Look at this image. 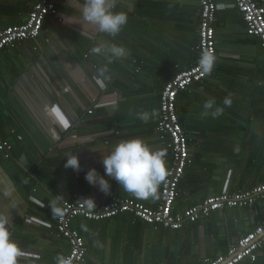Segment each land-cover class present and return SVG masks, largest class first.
<instances>
[{"label": "crops", "instance_id": "1", "mask_svg": "<svg viewBox=\"0 0 264 264\" xmlns=\"http://www.w3.org/2000/svg\"><path fill=\"white\" fill-rule=\"evenodd\" d=\"M35 1L0 0V28L20 24ZM83 2L58 0L61 21L47 16L36 39L0 54V133L13 144L11 157L0 158V209L10 203L3 190L11 189L17 204L10 211L12 239L24 252L18 264H57L56 257L67 252L49 207L57 195L67 199L82 192L96 203L115 195L156 206L161 185L158 198L138 199L106 175L102 160L120 141L141 137L166 151L171 165L168 137L156 130L161 92L176 72L199 60L198 0H117L114 11L127 13L128 23L114 38L81 20ZM217 2L215 67L176 97L192 161L179 182L175 209L264 180V49L246 34L234 0ZM99 41L123 45L129 55L107 64L105 56L90 51ZM106 64L110 79L101 86L98 69ZM209 98L216 103L205 114ZM216 108L224 111L214 118ZM153 109L158 114L147 123L137 118ZM68 155H78V172L65 167ZM92 168L109 181L110 194L85 179ZM263 220L259 199L176 230L125 213L102 220L76 217L71 226L87 245L82 264H202ZM239 264H264V246L256 260Z\"/></svg>", "mask_w": 264, "mask_h": 264}, {"label": "built area", "instance_id": "2", "mask_svg": "<svg viewBox=\"0 0 264 264\" xmlns=\"http://www.w3.org/2000/svg\"><path fill=\"white\" fill-rule=\"evenodd\" d=\"M200 17L197 27L198 43L196 48L199 58L204 51L214 53L217 62V47L214 23L219 8L217 0H198ZM244 23L246 34L259 39L264 49V0H234ZM52 15L59 21L58 0H36L27 16L20 24L0 28V54L9 47L24 40L36 39L43 28L44 20ZM215 62V64H216ZM139 66L136 67V70ZM204 74L199 60L188 68L180 69L166 82L161 92L160 113L156 130L163 138L168 137L167 147L171 150L172 162L168 167L169 174L161 184L159 200L156 206H148L132 197L110 196L97 202L96 207L86 209L81 199H86L82 192L74 193L70 198L63 199L65 208L63 218H56L55 234L66 241L68 250L65 257L72 256L73 264H82L86 260L87 245L80 232L71 226L73 218L102 220L119 214H131L145 223L161 225L171 230L182 228L186 223L206 218L214 211L224 208H242L253 206L259 199H264V180L246 190L229 191L223 189L218 194L204 198L201 202L175 209V201L179 195V182L185 167L191 163L188 136L180 123L176 105L178 92L185 90L190 84L208 78ZM21 138V136H19ZM13 144L0 133V158H10ZM264 246V220L237 239L229 242L227 249L212 258L205 259L202 264H239L243 260L254 261L259 250Z\"/></svg>", "mask_w": 264, "mask_h": 264}, {"label": "clouds", "instance_id": "3", "mask_svg": "<svg viewBox=\"0 0 264 264\" xmlns=\"http://www.w3.org/2000/svg\"><path fill=\"white\" fill-rule=\"evenodd\" d=\"M117 0H84L81 6V20L91 25L96 32L116 37L128 23V15L123 11H114ZM84 30L81 35H84ZM94 38V37H93ZM94 55L106 57L107 64H111L115 59H122L129 55V50L123 45L99 41L90 49ZM216 57L211 51L202 52L199 58V65L204 74H211L215 67ZM107 64L98 69L97 84L103 86L104 81L110 79L107 75ZM215 98L207 99L203 108L212 109L215 105ZM223 104L230 107L232 100L225 97ZM223 108H216L211 115L216 118L223 114ZM153 109L151 112L141 111L136 113L137 118L147 123L157 116ZM167 153L163 149H154L144 138L136 137L120 141L110 153L104 155L102 163L107 176L115 179L121 188L138 199H156L158 190L162 183L166 181L169 174ZM66 168H72L77 172L80 170V160L78 155H68ZM85 179L92 185H98L105 194H110L111 185L104 176L100 175L95 168L86 173ZM3 197L8 198L10 203L7 207L0 209V264H18L19 258L24 256L23 250L17 241L12 239L11 224L12 217L10 211L17 207L11 189H4ZM63 196L57 195L50 201L49 207L53 218H63L65 208L62 204ZM83 206L91 210L96 207L93 198L80 200ZM81 227L88 231L86 225ZM95 246H100L95 242ZM57 264H73V257L60 254L56 257Z\"/></svg>", "mask_w": 264, "mask_h": 264}]
</instances>
